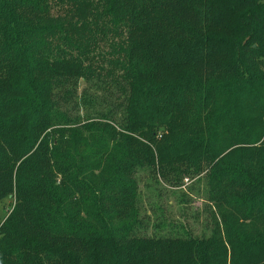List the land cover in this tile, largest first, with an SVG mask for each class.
Listing matches in <instances>:
<instances>
[{"label": "trees", "instance_id": "1", "mask_svg": "<svg viewBox=\"0 0 264 264\" xmlns=\"http://www.w3.org/2000/svg\"><path fill=\"white\" fill-rule=\"evenodd\" d=\"M52 5L64 15L52 16ZM101 15L124 26L132 74L103 116L114 123L86 151L82 132L100 123L55 129L67 118L53 95L63 86L69 98L73 79L94 64ZM51 37L72 41L71 55L49 47ZM262 94L264 0H0V203L14 200L0 220V264H264V226L248 230L264 210ZM109 154L118 162L100 194L118 183L131 197L136 167L166 176L184 160L210 167L217 199L234 193L247 211L205 239L74 222L61 197L74 180L91 190L97 183L84 171L105 173Z\"/></svg>", "mask_w": 264, "mask_h": 264}, {"label": "rangeland", "instance_id": "2", "mask_svg": "<svg viewBox=\"0 0 264 264\" xmlns=\"http://www.w3.org/2000/svg\"><path fill=\"white\" fill-rule=\"evenodd\" d=\"M51 15L57 17L64 13L58 5H52ZM101 20L106 25L99 31L98 34L101 35L94 36L96 47L91 52L94 64L88 66L83 75L73 79V84L68 88L71 91L69 98L63 100V88H67L63 86L55 87L53 95L54 102L59 103L56 111L67 118L66 123L52 124L55 129L73 130L78 127V132L81 133L80 125L100 123L96 125L98 131L82 132V136L88 137L86 151L90 149V143L93 144L92 138L94 141L98 140L103 124L114 123L103 116L112 111L111 106H115L119 100L114 95L119 94L118 89L120 92L124 91L132 74L130 63L122 55L127 47L124 26L117 31L111 17L101 15ZM103 30L105 36H102ZM51 38L47 44L56 53L62 56L71 55L72 41L67 45L64 39ZM259 100L264 105V94ZM256 110L259 111V108L255 107ZM113 116L120 118L121 113L115 111ZM77 121L78 124L73 125ZM107 153L104 154L105 157ZM117 156L118 154H109L108 158L113 160L108 162L105 173L100 172L102 167L84 171L86 177L93 174V181L97 183L91 185V190H80L74 180L66 195L61 197V206L65 207L68 216L77 219L74 222L86 224L98 232L113 231L124 226L123 229L129 228L133 235L205 239L214 235L218 229L223 235L225 223L232 218H242L247 211V204L240 206L234 193L227 195V201L217 199L213 188L215 182L208 180L210 167L206 168L204 163L202 168L189 167V162L184 160L182 163H175L174 169H181L177 172L166 171V176L144 164L136 167L128 175L135 183L131 186V197H123L122 186L118 183L100 194L99 187L112 176L118 162ZM57 181L56 184L59 185V176ZM220 183L225 190L223 181ZM13 201L9 198L0 203V220L7 217ZM257 206L260 209L261 203ZM262 211L263 214L257 210L253 212L254 221L249 222L248 230L254 231L264 226V210ZM55 212L64 215L61 209H55Z\"/></svg>", "mask_w": 264, "mask_h": 264}]
</instances>
